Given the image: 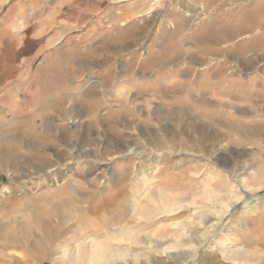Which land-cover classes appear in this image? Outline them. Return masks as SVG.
Masks as SVG:
<instances>
[{
    "label": "rangeland",
    "instance_id": "374dc122",
    "mask_svg": "<svg viewBox=\"0 0 264 264\" xmlns=\"http://www.w3.org/2000/svg\"><path fill=\"white\" fill-rule=\"evenodd\" d=\"M0 150V264H264V0H0Z\"/></svg>",
    "mask_w": 264,
    "mask_h": 264
},
{
    "label": "bare ground",
    "instance_id": "6f19581e",
    "mask_svg": "<svg viewBox=\"0 0 264 264\" xmlns=\"http://www.w3.org/2000/svg\"><path fill=\"white\" fill-rule=\"evenodd\" d=\"M55 108V107H54ZM72 108V107H71ZM43 111V110H42ZM77 111H78V109H77ZM41 115V114H40ZM42 116V115H41ZM52 120V119H51ZM247 132H248V130H247ZM85 137V136H84ZM90 138V137H89ZM78 142H79V144H81V145H85V144H87L86 142H85V139L83 138V137H78ZM32 143V142H31ZM34 143V142H33ZM32 143V144H33ZM36 143V142H35ZM114 148H115V150H112L110 153L112 154V153H115V155L116 154H119V153H121L122 152V150L120 149V147L119 146H113ZM124 146L122 145V147L121 148H123ZM106 149V148H105ZM109 153V152H108ZM103 154V156H104V153H102ZM107 154V153H106ZM8 157H9V153L7 152H3V151H1L0 150V166H1V164L2 165H4V164H6V163H8L9 162V160H7L8 159ZM13 158V157H12ZM6 160H7V162H6ZM12 163H14V161L12 160ZM142 172H143V170H142ZM160 200V199H159ZM173 203H171V202H161V203H159V205H158V209L159 210H161V211H163V212H167V211H170L169 210V206L170 205H172ZM86 207H82V209H85ZM171 209V208H170ZM91 210V212H93V211H95L96 209H94V208H90L89 210H86L85 209V211H83L84 213L86 212V213H89V211ZM140 210H141V212H144L147 216H149L150 215V213L149 212H151V210L152 209H150V208H147V207H143V208H140ZM153 212H154V210H153ZM152 213V212H151ZM145 216V215H144ZM35 220V219H34ZM36 222H40V219H39V216H37L36 217V220H35ZM110 234H113L114 235V239H117V241H121V242H123V241H126V242H129V243H133V244H140L141 243V241H139V239H138V237L136 236L137 235V233H136V229L135 228H126V229H123V228H121V229H119V230H113V231H110V233H109V235ZM151 241V240H150ZM120 242V243H121ZM148 243V242H147ZM87 248H88V250L91 252V258H90V260L91 261H94V259L95 260H100V257H101V255H99V250H102V245L98 242V241H94V240H91V241H89L88 243H86V245H85ZM117 247V246H116ZM98 253V254H97ZM121 260V259H120ZM103 263H104V261H103Z\"/></svg>",
    "mask_w": 264,
    "mask_h": 264
},
{
    "label": "crops",
    "instance_id": "0c3cea01",
    "mask_svg": "<svg viewBox=\"0 0 264 264\" xmlns=\"http://www.w3.org/2000/svg\"><path fill=\"white\" fill-rule=\"evenodd\" d=\"M249 123H253V122H249ZM13 134H15V133H13Z\"/></svg>",
    "mask_w": 264,
    "mask_h": 264
}]
</instances>
